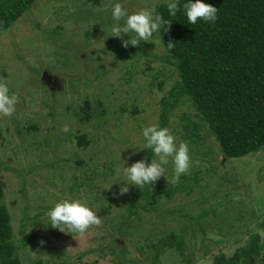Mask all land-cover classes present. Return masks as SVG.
<instances>
[{
    "label": "rangeland",
    "instance_id": "obj_1",
    "mask_svg": "<svg viewBox=\"0 0 264 264\" xmlns=\"http://www.w3.org/2000/svg\"><path fill=\"white\" fill-rule=\"evenodd\" d=\"M116 2L133 12L154 8L155 3H167L168 0H101L97 6L86 0H37L0 37V81L7 83L9 94L14 93L17 97L13 115L0 116L3 202L11 214L14 240L27 237L35 245L19 249L21 263L116 264L131 260L152 264V245L158 239L170 231L180 233L183 224L192 228L197 226L198 222H190L177 210L186 211L190 216L204 210L212 212L199 220L204 233L197 232L195 238V235L191 237V230L184 232L183 255L166 249L160 264H210L211 258L218 253L231 254L238 246L236 241L242 240V244L251 232L257 233L264 243V148L242 158L224 159L215 137L205 130L197 152L196 145L194 148L181 137L183 116L197 120L185 102L178 103L171 112L168 129L177 143L184 141L189 146L188 173L193 178L190 180L193 185L195 171H202L200 177L207 176L204 183L208 185L204 191L195 189L189 195L180 191L171 199L162 196L156 203L157 210L141 212L140 220L130 217L125 235L117 233L123 221L120 214L125 201L139 188L129 185L128 193L114 201L113 194L123 184L115 173L106 178H94L95 183L85 191L75 195L68 193L65 177L71 173L79 174L94 166L99 170L103 162L108 165L114 162L112 167L116 170L122 166L121 160H127L125 166H129L136 160L145 159L142 153L127 159L133 152L128 149V144L137 149L143 146L141 128L159 123L161 99L167 96L176 79L175 71L160 60L165 53L157 34L149 41L154 47L146 50L147 56L125 62L115 56L114 48L121 46L118 38L110 36L111 6ZM85 5L90 9L86 11ZM163 69L164 79L158 78V82L163 80L161 87L158 83L153 87L144 85L152 74ZM44 71L57 79L52 91L41 85L40 77ZM130 75L134 79L126 81ZM141 85L143 92L136 90L138 97L133 100L136 95L133 90ZM86 98L92 104L95 99L102 101L110 116L106 123L97 126L94 119L83 124L78 121L73 111L78 112ZM120 102L126 105L124 111L116 110ZM131 105L137 108L136 113ZM33 126H37L35 134L27 130ZM67 131L86 135L93 143L82 148L72 139L55 148L54 143H61L62 135ZM45 140L48 145L44 144ZM73 154L81 158V165L77 164ZM31 163L46 167L30 172L28 166ZM50 164L54 166L50 167ZM171 169L170 162L166 173L169 180L164 176L158 179L153 187L155 193L167 188ZM112 183L116 184L103 189ZM65 198L80 199L98 210L101 224L90 227L84 234L60 231L62 237L56 239L45 212ZM108 199H112L110 209L105 202ZM169 209L176 211L170 213ZM36 230L39 232L33 234ZM112 239L117 244L114 251H122L123 258L110 252L109 241Z\"/></svg>",
    "mask_w": 264,
    "mask_h": 264
},
{
    "label": "trees",
    "instance_id": "obj_2",
    "mask_svg": "<svg viewBox=\"0 0 264 264\" xmlns=\"http://www.w3.org/2000/svg\"><path fill=\"white\" fill-rule=\"evenodd\" d=\"M35 1L37 0H0V37L14 26L15 22L29 10ZM86 1L93 6L101 4V0ZM204 2L219 9L218 19L214 24L202 21H198L195 25L188 24L186 16L182 12H178L175 17H169L167 3H155L157 4L154 6L155 10L160 12L165 19L172 20L170 27L165 25V27H169L167 33L163 29L160 33H156L159 44L165 53L160 60L169 65L176 73V79L167 92V96L161 99L162 113L159 116L158 125L168 128L169 116L178 103H188L197 120L192 121L189 116H183L182 139H187L194 148L196 145L198 152L204 140L202 134L208 130L215 137L217 147L220 148L224 159L242 158L264 148V0H204ZM84 4L87 3L84 1ZM84 9L87 11L90 7L86 6ZM75 15L77 17V14ZM49 32L54 31L49 30ZM86 34L89 36V32ZM169 41L175 44L171 50L166 47ZM153 47L154 43L152 42H141L137 46L130 45L127 49L116 46L113 51L115 56L123 62L136 61L141 56H147L146 50ZM150 56L156 59L155 56ZM164 76V69L156 71L144 85L153 87L155 83H158V86L161 87L163 80L158 82V78ZM133 79V76L130 75L126 81ZM41 85L52 91L42 83ZM141 88L144 89L143 85L133 91L135 93L136 90L143 92L140 90ZM137 97L136 93L132 99L135 100ZM125 106L120 102L116 110L124 111ZM131 108L134 113L137 112L135 106L131 105ZM105 109L106 106L102 104L101 100L95 99L92 104L86 98L79 111H73V114L82 124L89 123L94 119L99 126L106 123L107 118L110 117ZM27 130L35 134L37 126L27 128ZM62 136L61 143H54L55 148L72 139L78 147L82 148H88L93 143V140L87 139L86 135L77 131H67ZM58 141L55 140V142ZM43 142L48 145L46 140ZM128 149L134 151L129 144ZM138 153L144 154L147 162L153 158L151 149ZM73 156L78 165L83 163L77 154H73ZM113 164L115 163L110 162L108 165L107 162H103L99 170L98 166H94L87 168L88 171L82 170L79 174L71 173L70 176H66L68 193L75 195L81 190L85 191L86 187L95 183L94 178L96 177L112 176L116 173L112 167ZM43 166L46 167L44 164L38 166L31 163L28 167L30 172H36ZM49 166L54 165L50 164ZM55 167L57 168L56 165ZM201 173L200 170L195 171V185L190 181L193 178L188 173L182 175L180 181L175 185L169 181L167 188L157 193L153 191L157 181L152 185L145 186L142 190H135L122 208L120 218L123 221L121 227L117 229V233L126 234L125 226H128L130 217L134 216L140 220L142 219L140 218L141 212L157 210L156 203L162 199V196L171 199L180 191H184L186 195L194 193L195 189L200 192L204 191V187L208 185L204 183L207 176L200 177ZM188 181H190L189 185ZM4 187L0 173V264H22L19 258V249L27 245L32 247L35 245L27 237H23L20 241L14 240L10 223L11 214L3 202ZM112 198L116 202L120 199L117 196H112ZM105 202L108 204L107 208L110 209L112 199ZM107 208L105 209L107 210ZM167 211L172 213L176 210L169 209ZM209 211L212 212V210ZM209 211L204 210L190 216L186 211L177 210L176 212L182 213L190 222H198L197 226L192 228L190 225L183 224L180 233L170 231L164 238L158 239L152 245L151 263L160 264L161 255L166 249L182 256L186 236H183L184 232L191 230V237L195 235V238L197 232L204 233L202 222L199 220L204 218ZM37 223L35 222V224ZM38 232L36 230L33 234ZM51 232L56 239L62 237L56 228ZM240 242L242 240L236 241L238 246L233 249L231 254L218 253L213 256L210 264H264V243L261 242L257 233H249L246 240L242 244ZM109 244L111 245L109 246L110 252L114 255L119 254L123 258L122 251L119 253L114 251L113 247L117 244L113 239L109 241ZM116 264L138 263L122 260Z\"/></svg>",
    "mask_w": 264,
    "mask_h": 264
},
{
    "label": "clouds",
    "instance_id": "obj_3",
    "mask_svg": "<svg viewBox=\"0 0 264 264\" xmlns=\"http://www.w3.org/2000/svg\"><path fill=\"white\" fill-rule=\"evenodd\" d=\"M169 17H175L178 12L186 16L187 23L195 25L198 21L214 24L218 19L219 9L204 0H168L166 4ZM112 26L110 29L112 37L121 41V46L127 49L130 45L137 46L141 42H149L154 34L169 31L172 20L165 19L155 8H143L138 11L129 12L122 3L116 2L111 6ZM168 25L169 27H165ZM127 36V38H125ZM175 44L169 41L166 44L168 50L173 49ZM17 97L9 94V86L0 81V116L9 117L16 111ZM143 146L139 149L133 148L131 156L141 150L151 149L153 158L147 162L144 158L125 166L127 160H121L122 166L116 169V175L123 182L118 187L114 196H123L128 193L129 185L143 189L147 185L154 184L164 176L167 181V166L171 162L170 182L175 184L180 181L182 175H187L190 169V152L186 142L177 143L176 138L167 127L158 124H149L141 128ZM121 159V158H120ZM112 183L105 185L103 189L110 188ZM88 203L76 199L65 198L55 202L45 212L48 225L61 232L84 234L92 226H99L101 218ZM43 243V241H41Z\"/></svg>",
    "mask_w": 264,
    "mask_h": 264
},
{
    "label": "water",
    "instance_id": "obj_4",
    "mask_svg": "<svg viewBox=\"0 0 264 264\" xmlns=\"http://www.w3.org/2000/svg\"><path fill=\"white\" fill-rule=\"evenodd\" d=\"M52 76H50L46 71L42 72L41 77H40V81L43 85L51 88V80H52Z\"/></svg>",
    "mask_w": 264,
    "mask_h": 264
},
{
    "label": "flooded vegetation",
    "instance_id": "obj_5",
    "mask_svg": "<svg viewBox=\"0 0 264 264\" xmlns=\"http://www.w3.org/2000/svg\"><path fill=\"white\" fill-rule=\"evenodd\" d=\"M56 81H57L56 78H52V80H51V86H50L51 89H52L53 85L56 84Z\"/></svg>",
    "mask_w": 264,
    "mask_h": 264
}]
</instances>
